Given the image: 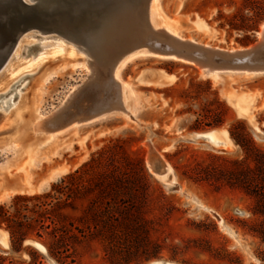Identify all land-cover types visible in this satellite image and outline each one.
<instances>
[{"label":"rangeland","instance_id":"obj_1","mask_svg":"<svg viewBox=\"0 0 264 264\" xmlns=\"http://www.w3.org/2000/svg\"><path fill=\"white\" fill-rule=\"evenodd\" d=\"M119 2L104 3L101 14L114 20ZM124 4L133 28L131 36L135 37L139 28L140 32L146 28L136 16L144 0H125ZM159 5L162 18L185 38L224 49L244 48L260 40L264 0H160ZM99 21L102 23L101 18ZM201 22L209 25L212 33L202 31L198 27ZM67 45L60 53L50 47L41 59L29 64L26 55L37 56L41 48L35 40L20 49L21 60L15 57L0 76L1 84L15 71L26 75L11 88L20 100L14 108H23L26 117L38 108L48 116L63 106L59 115L46 120L44 132L27 127L19 135L16 132L22 125L11 130L7 124L0 126V193L4 190L0 203L10 204L16 194L49 192L67 174L80 170L89 191L76 199L77 210L66 211L82 215L89 208L97 225L95 236L73 242L67 257L68 253H49L44 243L51 240L48 234L41 239L34 233L24 240L20 251H14L9 232L0 227L8 233L0 253L22 264H113L108 242L102 239L111 234V228L118 232L119 264H150L154 260L264 264V187L259 184L258 171L245 179L247 186L241 185L235 163L247 161L254 167L242 145L247 140L236 129L239 124L251 137L247 147L252 142L264 151V73L226 72L213 79L192 62L138 56L120 73L135 93L132 103L128 100L134 108L129 116L113 112L50 137L46 131L70 124L75 115H83L87 109L104 107L113 96L110 81L102 73L104 66L85 81L88 66H74L82 64L85 55L78 50L72 53L74 46ZM49 72L54 75L45 82ZM160 73L176 77L164 82ZM236 95H246L249 115L234 105L232 97ZM3 97L0 114L10 106L9 100L3 105ZM212 129H225L232 146L215 147L192 136ZM231 130L236 131V137ZM155 155L172 166L173 184L162 182L150 171L147 163ZM32 157L37 159L33 164ZM63 167L67 171L61 172ZM122 200L127 203L122 204ZM113 215L119 216L120 227L115 226ZM27 239L40 244L25 243Z\"/></svg>","mask_w":264,"mask_h":264},{"label":"bare ground","instance_id":"obj_2","mask_svg":"<svg viewBox=\"0 0 264 264\" xmlns=\"http://www.w3.org/2000/svg\"><path fill=\"white\" fill-rule=\"evenodd\" d=\"M159 4H160V0H144V5L143 8L141 9L140 12L141 14L139 18L142 19V21L144 22L146 30L144 29L143 31L142 29V31L140 32L139 30L140 28H139L138 31L141 34H143V35L141 34L139 35L142 37L148 35L146 38L152 39L154 43L164 41L169 46L177 47L178 50H167L160 52L151 48L148 44L143 43L138 46H135L134 48H121L124 49L122 50L124 53H122V55L117 60H108V58L106 57L95 56V54H93L94 51L90 52V50L87 47L82 48L75 42L68 40L67 38L61 35H56L53 33L42 34L34 30H28L18 38L15 47L8 55L6 61L0 66V76L1 74L3 75V73H5V71L10 67L11 62L15 59V57H18L20 49L23 48L25 45L30 46L35 40H37V42L41 44V48L37 56L35 55L30 57L31 56L30 54L26 55V57L29 56L28 60H26L28 61L29 64L32 62L34 63V61L37 59L38 60L41 59V57L45 55L46 49L50 47L51 48L53 47L54 50H60L58 52L60 53L65 50V47H68L67 44H71L74 46V49L73 48L71 49L72 53L74 52V50H78L85 55V58L81 60L82 64L74 63V66H84V67L88 66L87 77L84 79L85 81L86 79H89L92 75L99 74L100 70L98 67L101 65L104 66V70L102 71V73L107 77L105 79L110 81V85H111L110 93L111 95L113 94V96H111V100L109 99L108 101H106L103 105L104 107L95 109L96 107L94 106L95 110L93 111H90V109L86 108L87 109L85 110L86 113H84L83 115L78 113L79 115L78 116L75 115V117H73L74 119L72 118L73 120L68 125H64V126L62 125L57 129L54 128L53 130L46 131V132H50L49 134L50 137H53L62 129H65L69 126H73V125L76 126L84 123H90L96 120L97 118L106 115L108 116V114L113 112H121L124 115L129 116V113L132 112L134 109L133 106L129 104V101H131V98L135 96V93L134 90L131 88L130 84L126 81H123L120 78V73L124 68V66L130 60L138 56H158L163 58H174L177 60L192 62L202 67L201 69L204 70L203 72L205 76L211 77L213 79H218L219 77H221L223 73L226 72L245 73L248 75H258L264 73V24L262 25L260 32H258V34L260 35V40L258 42L261 43L260 49L255 53L244 55L242 54L244 50L252 49L255 47V45L252 44L244 48L239 47V48L224 49L209 44L200 43L192 38H187V37L185 38L181 36L177 29L172 27V25H170L167 20L162 18L160 14ZM92 11L95 10H93L90 7L87 8L82 24L83 26H85V29H87L89 36H91V38L95 37V43L102 44L104 47V44L110 46L114 41V38H116L117 36H122L124 35V33L127 34L126 38H129V36L131 37L132 26H130L129 21H128V28L126 30L127 32H124L121 31L122 29L118 25H116V19L113 20L111 22V25L109 24L110 25L109 26L107 25L108 24L107 16L95 12L96 14L94 17L91 14ZM113 15L115 14L113 13ZM109 17L110 16H108V19ZM100 18L102 19V23L99 21ZM198 27L204 32L209 33V31H211L210 29L211 27H209V25H207L204 22L199 23ZM26 41L28 42L26 43ZM86 42L89 43L87 40ZM18 60H21V58H19ZM22 61L25 62L24 60ZM33 68L34 67H32V69ZM53 75L54 72L47 73L44 78L45 82L49 81ZM160 75L164 79V82H172L175 78L174 75H165L163 73H160ZM25 76L26 75L24 74L23 71L21 72L15 71L11 74L9 78L2 81V83L0 84V98L1 96L4 95V97L2 98L3 100L1 99L3 105L6 104L8 100L10 101V106L7 108L6 113L0 114V126L7 124V126L10 127L11 130L12 126L22 125V127L18 128L16 132V134H18L19 132V135L27 127H30L34 132H44V125L45 123H47L46 120L49 121L48 119L52 118L54 115L58 114V112H60L63 109L62 106L61 108H58V110L55 111L54 113L46 116L41 112V108H38L34 110L33 116L26 117L24 116L23 108H14L19 104L20 100L15 99V93L11 88L19 80L23 79ZM142 76L143 75L139 76L138 78L140 79ZM23 87L18 89L19 98H22ZM77 90L78 87H76L74 89V92L70 94L67 101H69V99L74 96ZM228 93L232 94L233 92L230 91ZM232 98L234 100V105L238 108V110L243 112L244 115H249V104L246 95H236ZM99 101L100 100H98V102ZM86 115L89 116L86 117ZM249 117L250 120L252 121V117L251 116ZM47 127L49 128V126H46V128ZM255 128H257L256 125ZM192 136L193 137L198 136L203 140L208 141V144H210L211 146H215V147L221 146L224 149L232 146V142L228 138V132L225 129L223 130L212 129L205 132L194 133L192 134ZM36 161L37 159L35 157H32L30 159V163L32 164L35 163ZM147 165L150 171L162 182L166 184H173L175 182V175L173 174L172 166L168 162L164 161L161 156L155 155L154 162L150 161L147 163ZM65 171H67L66 167L61 168V172H65ZM24 190L27 189H23V188L21 189V191ZM3 192L4 190L1 191L0 197ZM0 233H1L0 244L3 246V244L6 243L8 233L6 231L5 232L1 231ZM152 262H156L155 264H177L174 262L163 261V260H154Z\"/></svg>","mask_w":264,"mask_h":264},{"label":"trees","instance_id":"obj_3","mask_svg":"<svg viewBox=\"0 0 264 264\" xmlns=\"http://www.w3.org/2000/svg\"><path fill=\"white\" fill-rule=\"evenodd\" d=\"M236 129H240V135L247 142L242 144L245 147L248 158L254 163L252 167L247 161H235L238 164L236 172L241 185L247 186V177L251 172L258 171L259 184L264 187V151L256 147L251 141L245 126L239 124ZM231 135L236 137V131L231 130ZM240 141V140H239ZM244 142V140H241ZM143 168V167H142ZM230 173H233L231 170ZM89 188L84 184L80 170L67 174L60 184H53L52 190L42 194L26 195L16 194L10 204L0 203V227H4L10 234L11 247L14 251H20L24 240L36 234L43 238L48 234L50 242L44 241L49 253L52 255H62L73 249V242L80 237L95 236V218L89 215L90 209L86 208L82 215H72L66 210L71 208L77 210L74 203L80 200ZM65 196V198H63ZM127 203L122 200V204ZM115 226L120 227L119 216L113 215ZM94 229V230H93ZM100 232L101 230L98 229ZM112 230L109 236L102 237L108 242L107 249L112 253L113 264L121 263L117 256L116 239L118 232ZM121 231V230H120ZM65 256H70L69 253ZM74 261V260H72ZM127 262L126 258L124 259ZM0 264H22L14 262L7 255L0 253ZM42 264V262H40Z\"/></svg>","mask_w":264,"mask_h":264},{"label":"water","instance_id":"obj_4","mask_svg":"<svg viewBox=\"0 0 264 264\" xmlns=\"http://www.w3.org/2000/svg\"><path fill=\"white\" fill-rule=\"evenodd\" d=\"M112 1L114 0H0V66L15 47L18 38L28 30L42 34L61 35L82 48L87 47L90 52L94 51L95 56L106 57L108 60H117L124 53L122 51L124 49L121 48H134L143 43L160 52L178 50L177 47L169 46L164 41L154 43L152 39L146 38L148 35L140 36V32H137L135 37L126 38L127 34L125 33L122 36H117L110 46L104 44L103 47L102 44L95 43V37L91 38L82 24L86 10L88 7L95 10L91 13L95 17L96 13H101L100 10L104 3L110 4ZM117 1L120 2L116 6V12H118L115 17L116 25L122 29L121 31L127 32L128 13L124 4L125 0ZM140 12L136 14L137 17H140ZM111 18H107V25H111L113 21ZM253 44L255 45L254 48L244 50L242 54L249 55L257 52L261 43L257 41ZM154 158L155 156L152 157L151 161L154 162ZM1 230L2 228H0V232ZM25 243L36 246L39 244L32 239H27ZM155 263L151 262L150 264Z\"/></svg>","mask_w":264,"mask_h":264},{"label":"crops","instance_id":"obj_5","mask_svg":"<svg viewBox=\"0 0 264 264\" xmlns=\"http://www.w3.org/2000/svg\"><path fill=\"white\" fill-rule=\"evenodd\" d=\"M209 33H212V32H209ZM170 74V73H169ZM176 77V76H175ZM150 84H156L154 82L150 83ZM163 84H167V83H163ZM157 85H160V84H157Z\"/></svg>","mask_w":264,"mask_h":264}]
</instances>
